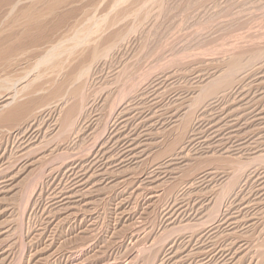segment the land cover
Listing matches in <instances>:
<instances>
[{
    "label": "rangeland",
    "instance_id": "1",
    "mask_svg": "<svg viewBox=\"0 0 264 264\" xmlns=\"http://www.w3.org/2000/svg\"><path fill=\"white\" fill-rule=\"evenodd\" d=\"M65 2L0 58V264H264V0Z\"/></svg>",
    "mask_w": 264,
    "mask_h": 264
},
{
    "label": "bare ground",
    "instance_id": "2",
    "mask_svg": "<svg viewBox=\"0 0 264 264\" xmlns=\"http://www.w3.org/2000/svg\"><path fill=\"white\" fill-rule=\"evenodd\" d=\"M25 1H30V0H0V18L3 16V15H5V13L7 14V15H5L6 17H12V15L15 13V11L17 10V7L18 6H20L21 4H23ZM33 1V0H32ZM31 1V2H32ZM43 1H45V0H42V2ZM58 1H59V3H60V0H49V1H47L46 3H48V5L46 6L45 5V9L43 10V8H41L42 9V11H39V12H37V13H35V12H33L34 10H35V8L37 7H34V6H32V8H33V11L31 10V7L29 8V7H27L26 9L24 8V9H21L17 14L15 13V15H13V16H15L16 18H18L19 20V22L21 23V25H20V30H15V31H12V32H10L9 34H4V32L2 33L1 32V34H0V58H1V54L3 53H5V55H4V57L6 56V53L8 54V53H13V51H16V50H20L21 48H23V47H25L27 44L28 45H35L34 47H39L42 43H44L43 41H46L47 40V34L48 33H46L45 32V30H43V28H44V25H45V20L47 19V17L48 16H50V17H52L53 16V14H54V16H56L55 15V11H54V9H55V7H56V5H57V3H58ZM64 2L66 1V0H63ZM68 1V0H67ZM112 1V0H111ZM118 0H116V2H117ZM157 1V0H156ZM30 2V3H31ZM36 2V1H35ZM37 2H39V1H37ZM41 2V3H42ZM114 2V1H113ZM147 2V1H146ZM25 3H27V2H25ZM24 3V4H25ZM29 3V2H28ZM34 3V1L31 3V4H33ZM44 3V2H43ZM42 3V4H43ZM65 3H67V2H65ZM120 3H121V1H120ZM142 2H140V4H141ZM145 3V2H144ZM151 3V2H150ZM36 4H39V3H36ZM36 4H34V5H36ZM115 4V3H114ZM146 4H148V3H146ZM26 5V4H25ZM62 5V4H61ZM64 5V4H63ZM62 5V6H63ZM27 6V5H26ZM44 6V5H43ZM58 6V5H57ZM62 6H58V7H62ZM119 6V5H118ZM143 6V5H142ZM141 6V7H142ZM145 6H147V5H145ZM42 7V6H41ZM77 7V6H76ZM3 8H5V9H3ZM40 8V7H39ZM94 8H95V6H94ZM96 8H97V6H96ZM95 8V9H96ZM143 8H146V7H143ZM115 9V8H114ZM113 9V10H114ZM2 10H4V11H2ZM37 10H39V9H37ZM57 10V9H56ZM143 10V9H142ZM2 11V12H1ZM74 11H76V10H74L73 9V12ZM95 11V10H94ZM94 11H92V12H94ZM5 12V13H4ZM71 12V11H70ZM85 12V11H84ZM91 12V13H92ZM124 13H126L125 11H123ZM62 13H63V11H62ZM66 13V12H65ZM77 13V12H76ZM85 13H89V12H85ZM107 13V12H106ZM124 13H122V14H124ZM47 14V15H46ZM70 13H68V15H69ZM80 14V13H79ZM87 14H86V16H87ZM97 14V13H96ZM17 15V16H16ZM64 15H66V14H64ZM85 15V14H84ZM83 15V16H84ZM89 15V14H88ZM91 15V14H90ZM90 15H89V17H90ZM133 15V14H132ZM5 16H3L4 18H5V21H6V17ZM59 16V15H58ZM62 16H63V14H62ZM61 16V17H62ZM71 16H72V13H71ZM80 16V15H79ZM93 16V15H92ZM2 17V18H3ZM96 17V16H95ZM148 17V16H147ZM13 19H14V17H12ZM60 18V17H59ZM81 18V17H80ZM86 18V17H85ZM88 18V17H87ZM8 19V18H7ZM11 19V18H10ZM10 19H8V20H10ZM49 19V18H48ZM55 19H56V17H55ZM2 20H4V19H2ZM0 21V22H2L3 23V21ZM64 20V19H63ZM63 20H61V21H63ZM85 20H87V19H85ZM90 20V19H89ZM88 20V21H89ZM110 20V19H109ZM14 21H17V20H14ZM56 21V20H55ZM82 21V20H81ZM80 21V22H81ZM91 21H93V20H91ZM120 21V20H119ZM13 22V21H12ZM19 22H15L16 23V25H17V23H19ZM57 22V21H56ZM55 22V23H56ZM60 22V21H59ZM64 22V21H63ZM79 22V23H80ZM14 23V24H15ZM73 23V22H72ZM87 23V22H86ZM91 22H89V24H90ZM108 23V22H107ZM11 24V23H10ZM59 24V23H58ZM68 24V23H67ZM78 23H76V25H77ZM84 24V23H83ZM88 24V23H87ZM86 24V25H87ZM15 25V26H16ZM56 25V24H55ZM81 25V24H80ZM103 25V24H102ZM108 25V24H107ZM3 26V25H2ZM46 26H47V24H46ZM45 26V27H46ZM58 26H61V24H59ZM64 26H65V24H64ZM79 25H77L76 27H78ZM97 26V25H96ZM6 27V26H5ZM83 27V26H82ZM91 27V26H90ZM90 27H84L85 28V30L83 29V30H81V29H77L78 31H80V33L78 34V36H77V32H76V36L77 37H75V35H74V37H75V44H80L81 42H82V40L84 41V45H85V40L87 39H89L90 40V38H88V37H90V35L93 33V31H91L90 30ZM16 28H17V26H16ZM53 28V27H52ZM58 28H60V27H58ZM94 28V27H93ZM105 28V27H104ZM110 28V27H109ZM108 28V29H109ZM3 29V28H2ZM13 29V28H12ZM18 29V28H17ZM47 29H48V27H47ZM55 29V28H54ZM62 29V28H61ZM66 29H67V27H66ZM76 29V28H75ZM99 30H100V28H98ZM105 29H107V28H105ZM4 30V29H3ZM51 30H53V29H51ZM51 30H50V32H51ZM68 30H69V28H68ZM72 30V29H71ZM96 30H97V28H96ZM55 31V30H54ZM90 31L92 32L91 34H90ZM94 31H95V29H94ZM101 31V30H100ZM102 31H104V30H102ZM101 31V32H102ZM111 31V30H110ZM49 32V31H48ZM75 32V31H74ZM100 32V33H101ZM105 32V31H104ZM121 32V31H120ZM58 33V32H57ZM97 33H98V31H97ZM99 33V34H100ZM109 33H111V32H109ZM119 33V32H118ZM61 34V33H60ZM102 34V33H101ZM120 34V33H119ZM98 35V34H97ZM104 36H105V34H103ZM84 36V37H83ZM93 36H94V34H93ZM92 36V37H93ZM50 37V36H49ZM91 37V38H92ZM123 37V36H122ZM66 38V37H65ZM97 38V37H96ZM103 38V37H102ZM112 38V37H111ZM17 39V41H19L18 43H17V41H15V43H17V45H15V44H13L12 46L11 45H8V43H11L12 41H14V40H16ZM62 39V38H61ZM70 39V38H69ZM107 39H108V36H107ZM121 39V38H120ZM259 39V38H258ZM71 40H72V38H71ZM70 40V41H71ZM92 40V39H91ZM98 40V39H97ZM103 40H105L104 38H103ZM53 41V40H52ZM69 41V40H68ZM73 41V40H72ZM108 41V40H107ZM106 41V42H107ZM258 41V40H257ZM262 41V40H261ZM91 42V41H90ZM94 42V41H93ZM13 43V42H12ZM11 43V44H12ZM83 43V42H82ZM87 43H88V41H87ZM99 43V42H98ZM103 44H104V42H102ZM101 43V40H100V44H102ZM50 44V43H49ZM78 44L76 45V46H78ZM93 44V43H92ZM64 45H65V43H64ZM67 45V44H66ZM70 45H73V44H70ZM81 45V44H80ZM84 45H81L82 47L84 46ZM88 45H91V44H88ZM105 45V44H104ZM43 46V45H42ZM62 46V42H58L57 44H55V45H53V46H51V48H50V50L46 53V55L45 56H43L42 58L40 57V63L41 64H44L45 65V63H49V62H54L55 61V59L57 58H59L60 56H62V51H64V50H62V51H60L59 52V50L62 48L61 47ZM74 47H75V45H73ZM95 46V45H94ZM97 46H98V44H97ZM101 46V45H100ZM36 47V48H37ZM50 47V46H49ZM66 47V46H65ZM63 48V49H66V48ZM74 47H72V48H74ZM81 47V48H82ZM89 47V46H88ZM102 47V46H101ZM100 47V48H101ZM109 47V46H108ZM31 48V47H30ZM35 48V49H36ZM40 48V47H39ZM87 48V47H86ZM85 48V49H86ZM29 48H27L26 50H28ZM32 49V48H31ZM41 49V48H40ZM46 49V48H45ZM47 49H48V47H47ZM68 49V50H67ZM66 50L67 51H71V50H69V48H67ZM84 49V48H83ZM89 49H91V48H89ZM94 49V48H93ZM99 49V48H98ZM102 49V48H101ZM105 49V48H104ZM108 49H110V48H108ZM108 49H105V50H108ZM112 49V48H111ZM110 49V50H111ZM88 50V49H87ZM97 50V49H96ZM110 50H108V51H110ZM4 51V52H3ZM35 52H37L36 50H34ZM39 51V50H38ZM84 51V50H83ZM82 51V52H83ZM86 51V50H85ZM112 51V50H111ZM247 51V50H246ZM22 52V51H21ZM35 52H31V53H34V55H35ZM102 52H104V51H102ZM15 53H17V52H15ZM14 53V54H15ZM40 53V52H39ZM41 53H43V52H41ZM44 53H45V51H44ZM72 53V52H71ZM79 53H81L80 52V48H79ZM101 52H99V54H100ZM108 53H110V52H108ZM3 54H2V56H3ZM14 54H13V56H14ZM19 54V53H18ZM87 54V53H86ZM89 54H91L90 52H89ZM95 54V53H94ZM96 54H97V52H96ZM107 54V53H106ZM263 54V53H262ZM10 55V54H9ZM33 55V56H34ZM77 55H78V53H77ZM77 55H76V57H77ZM82 55H84V53H81V56ZM101 55V54H100ZM104 55V54H103ZM103 55H101V58H102V56ZM17 55H15L14 57H16ZM20 56V55H19ZM30 56V55H29ZM37 56V55H36ZM39 56H42V55H39ZM39 56H37V57H39ZM59 56V57H58ZM85 56L86 55H84V57L83 58H85ZM92 56H94V55H92ZM68 57H69V55H68ZM68 57H66V58H68ZM80 57V56H79ZM82 57H80V58H82ZM90 57V56H89ZM88 57V58H89ZM98 58H99V55L97 56ZM10 58H11V56H10ZM28 58V57H27ZM63 58V57H62ZM61 58V59H62ZM98 58H96V60L98 59ZM6 60H7V58H5ZM23 59V58H22ZM35 59V58H34ZM64 59H65V57H64ZM70 59H71V57H70ZM69 59V60H70ZM79 59V58H78ZM257 59V58H256ZM1 60V59H0ZM37 60V59H36ZM66 60V59H65ZM95 60V59H94ZM93 60V61H94ZM101 60V59H100ZM240 60V59H239ZM2 61H5V60H3V58H2ZM58 61V60H57ZM15 62V61H14ZM39 62V61H38ZM60 62V61H59ZM85 62V61H84ZM83 62V63H84ZM92 62V61H91ZM90 62V63H91ZM8 63H10V62H8ZM7 63V64H8ZM65 63V62H64ZM67 63V62H66ZM89 63V62H88ZM98 63V62H97ZM6 64V65H7ZM40 64V65H41ZM53 64V63H52ZM55 64V63H54ZM85 65H87L86 63H84ZM234 64V63H233ZM236 64V63H235ZM44 65H43V67H44ZM84 65V66H85ZM91 65H92V63H91ZM91 65H89V66H91ZM232 65V64H231ZM1 66H3V65H1ZM11 66V65H10ZM42 66V65H41ZM74 66V65H73ZM83 66V67H84ZM88 66V65H87ZM88 66V67H89ZM243 66V65H242ZM234 67V66H233ZM236 67H238V65H236L233 69H235ZM12 68V67H11ZM42 68V67H41ZM55 68V67H54ZM230 68V67H229ZM232 68V67H231ZM231 68H230V70H231ZM42 69H44V68H42ZM58 69V68H57ZM76 69V68H75ZM85 69H87V68H85ZM90 69V68H89ZM237 69V68H236ZM36 70V69H35ZM35 70H34V72H35ZM39 70V69H38ZM241 70V69H240ZM31 71V70H30ZM32 71H33V69H32ZM43 71V70H42ZM29 72V71H28ZM74 72V71H73ZM77 72V71H76ZM76 72H74V74L76 73ZM233 72V71H232ZM231 72V73H232ZM236 72V71H235ZM40 73V72H39ZM60 73V72H59ZM264 73V72H263ZM230 74V73H229ZM233 74L234 73H232V75H230V77L231 76H233ZM39 75H41V74H39ZM77 75H78V73H77ZM228 75V74H227ZM26 76V75H25ZM27 76H28V74H27ZM26 76V77H27ZM71 76H73V74L71 75ZM79 76V75H78ZM80 76H83V75H80ZM224 77L226 76L225 74L223 75ZM8 77H10V76H8ZM20 77V76H19ZM29 77V76H28ZM43 77H44V75H43ZM77 78V77H76ZM144 78V77H143ZM220 78V77H219ZM229 78V77H228ZM232 78V77H231ZM13 79V78H12ZM35 79V78H34ZM44 79V78H43ZM226 79V78H225ZM233 79H234V77H233ZM3 80V79H2ZM1 80V81H2ZM10 80V79H9ZM14 80V79H13ZM29 80V79H28ZM228 80V79H227ZM230 80V79H229ZM30 81V80H29ZM37 80L35 79V82H36ZM75 81V80H74ZM21 82V81H20ZM32 82H34V80L32 81ZM141 82H142V80H141ZM214 82H216V81H214ZM221 82V81H220ZM223 82H224V80H223ZM233 82V81H232ZM3 82H1V84H2ZM5 83V82H4ZM23 83V82H22ZM68 83V82H67ZM80 83H81V81H80ZM136 83V82H135ZM222 83V82H221ZM229 83V82H228ZM14 84V83H13ZM30 84V83H29ZM32 84V83H31ZM82 84V83H81ZM210 84V83H209ZM215 85H216V83H214ZM224 84V83H223ZM225 84H227V83H225ZM232 84V83H231ZM6 85V84H5ZM41 85V84H40ZM52 85V84H51ZM65 85H68V84H65ZM135 85V84H134ZM136 85H139V84H136ZM25 86V85H24ZM43 86V85H42ZM59 86V85H58ZM76 86V85H75ZM220 86V85H219ZM34 87V86H33ZM61 87V86H60ZM68 87V86H67ZM74 87V86H73ZM82 87V86H81ZM138 87V86H137ZM225 87V86H224ZM257 87V86H256ZM4 88V87H3ZM27 88V87H26ZM36 88H37V86H36ZM227 88V87H226ZM229 88V87H228ZM1 89V88H0ZM28 89V88H27ZM40 89V88H39ZM62 89H63V87H62ZM84 89V88H83ZM82 89V90H83ZM6 90V89H5ZM33 90V89H32ZM56 90H57V87H56ZM60 90H61V88H60ZM202 90V89H201ZM19 91V90H18ZM26 91V90H25ZM28 91H29V89H28ZM34 91V90H33ZM40 91V90H39ZM1 92V91H0ZM27 92V91H26ZM57 92V91H56ZM60 91H58V93H59ZM79 92V91H78ZM84 92V91H83ZM83 92L81 93V94H83ZM36 93V92H35ZM39 93H41V92H39ZM43 93V92H42ZM54 93V92H53ZM52 93V94H53ZM61 93V92H60ZM24 94H25V92H24ZM23 94V95H24ZM30 94V92L28 93V95ZM32 94V93H31ZM34 94V93H33ZM32 94V95H33ZM37 94H38V92H37ZM57 94V93H56ZM55 94V95H56ZM64 94V93H63ZM204 94V93H203ZM31 95V96H32ZM76 95V94H75ZM121 95V94H120ZM10 96V95H9ZM11 96H14V94L13 95H11ZM10 96V97H11ZM16 96V95H15ZM15 96H14V98H15ZM25 96V95H24ZM65 96V95H64ZM37 97V96H36ZM43 97V96H42ZM121 97V96H120ZM13 98V97H12ZM31 98V97H30ZM35 98V97H34ZM39 98V97H38ZM68 98V97H67ZM83 98V97H82ZM10 98H8V99H6V100H9ZM20 99V98H19ZM123 99V98H122ZM13 100V99H12ZM11 100V101H12ZM31 100V99H30ZM33 100V99H32ZM37 100V99H36ZM71 100V99H70ZM73 100V99H72ZM84 100H85V98H84ZM10 101V100H9ZM10 101V102H11ZM34 101V100H33ZM74 101V100H73ZM73 101L70 103V104H72L73 103ZM199 101V100H198ZM21 102V101H20ZM28 102H29V100H28ZM85 102V101H84ZM9 103V102H8ZM14 103V102H13ZM23 103V102H22ZM78 103V102H77ZM87 103V102H86ZM199 103V102H198ZM27 104V103H26ZM85 104V103H84ZM9 104H7V106H8ZM24 106H25V104H23ZM74 105V104H73ZM79 105V104H78ZM13 106V105H12ZM11 106V107H12ZM28 106V105H27ZM80 106V105H79ZM83 105H81V107H82ZM87 106V105H86ZM6 107V102H5V104L2 106L1 105V108H5ZM77 107V106H76ZM17 107H15V109H16ZM80 108V107H79ZM14 109V110H15ZM18 109V108H17ZM16 109V110H17ZM24 109V108H23ZM71 109V108H70ZM195 109V108H194ZM14 110H10V112L8 111V113H10V114H12V113H14ZM15 110V111H16ZM71 110H73V109H71ZM261 110V109H260ZM194 111V110H193ZM4 112H6L5 110H4ZM17 112V111H16ZM19 112H21V111H19ZM71 112V111H70ZM261 112V111H260ZM71 113H73L74 114V112L72 111ZM77 113V112H76ZM79 113V112H78ZM7 114V113H6ZM15 114V113H14ZM66 114V113H65ZM72 114V116L71 117H74V115ZM66 115H68V114H66ZM2 116H3V114H2ZM1 116V117H2ZM11 116V115H10ZM9 116V117H10ZM70 116V115H69ZM11 118V117H10ZM4 119V118H3ZM6 119V118H5ZM7 119H8V117H7ZM66 119H68V118H66ZM0 120H1V118H0ZM8 120H10V119H8ZM69 121V120H68ZM73 121H74V118H73ZM62 122H63V120H62ZM71 123H72V121H71ZM69 124V126L68 127H70L72 124ZM75 123V122H74ZM63 124V123H62ZM64 125H66V124H64ZM68 125V124H67ZM73 126V125H72ZM64 127H66L67 128V126H64ZM74 127V126H73ZM73 127L71 128V129H73ZM62 130V129H61ZM64 131H68V130H63V132ZM69 132V131H68ZM37 178H39V177H37ZM30 191H31V189H30ZM28 193V192H27ZM31 193V192H30ZM27 198H29V196H27ZM25 200V199H24ZM29 200V199H28ZM31 200V199H30ZM26 201V200H25ZM29 201H27V203H28ZM26 203V202H25ZM26 206V205H25Z\"/></svg>",
    "mask_w": 264,
    "mask_h": 264
}]
</instances>
